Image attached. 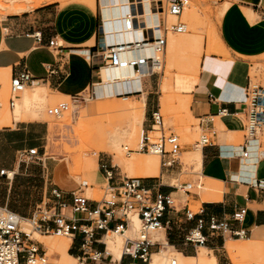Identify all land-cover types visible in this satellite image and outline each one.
Instances as JSON below:
<instances>
[{"label": "crops", "instance_id": "0c3cea01", "mask_svg": "<svg viewBox=\"0 0 264 264\" xmlns=\"http://www.w3.org/2000/svg\"><path fill=\"white\" fill-rule=\"evenodd\" d=\"M225 3L228 5H225L224 12L215 18L214 27L221 43L217 49L219 52L225 51L224 54H226L208 53L207 49V54L203 55L201 60L199 58L198 71L194 78H190V74H187L179 84L177 75L175 77L176 86L183 92L189 93L194 88L191 92L190 106H188V99L185 100L191 116L200 120V128L217 130V132L213 131V138L208 145L201 146V149L194 152L200 160L199 164L196 163L197 172L201 175L199 182L194 184L192 190L185 192L181 190V192L193 197H195L194 194H198L199 199L195 202L198 205L201 204L200 208L203 209L206 219L209 216H215L220 220H227L232 223L234 229L247 230L249 235L247 240L264 241V190L256 187L258 180H264V153L258 152V148H253L250 142L237 143L245 125L243 108L245 87L250 80L248 69L252 62H260L264 57V0H217L214 6L219 8L222 5L223 7ZM100 26L98 4L96 3L94 10L92 2L84 0L79 5L76 2H69L61 6L59 2H53L20 14H0V68L9 67V78L20 70L26 69L33 78V83L28 88L37 84L34 86H44L64 97L76 96L95 81V69L89 55L92 54L93 47L97 43ZM137 28L139 26H136ZM38 35L40 40L37 38ZM50 39L57 42L58 49L53 50L48 46ZM52 68L57 73L50 74ZM145 79L139 80L138 89L133 88L129 78L113 82V84L120 87L121 94H125L123 97L130 98L126 94L139 93V101L143 103V116L145 107L146 116H150L155 109L152 101H147L146 106L144 88L149 82H144ZM159 86L162 94L158 101L159 106L162 107L163 98L166 94L170 95L169 87L172 89V85L170 81L165 87V81L162 79ZM148 125L145 123V126ZM47 130L43 122L36 119H12L9 124H0V154L5 155L2 156L4 159L0 170L4 169L8 174L10 173V179L17 174L33 175L36 178H29V180L34 184L40 182L42 189L46 190L49 168L44 159L40 157L41 160L33 161L38 167L20 169L17 155L20 150L32 147L42 149ZM130 130L131 128L127 130L126 137ZM260 147L261 143H259V149ZM245 150L248 152L246 157L243 156ZM55 168L54 178L57 177ZM30 172L36 174H30ZM149 176L151 175H142V177ZM83 183L87 184V188L93 185L90 180ZM28 185L29 182L25 188H29ZM170 185L173 184L170 183ZM56 186L66 192H82V190H71L73 188L69 180L67 182L65 179L57 182ZM49 189L50 187L47 196ZM161 189L163 192H172V195H176L174 196L177 198L174 201L175 206L181 204L183 210L189 208L187 203L183 204L181 195L177 194L180 191ZM67 198L68 201L71 200L70 196ZM239 207H246L243 221L232 222L231 216ZM14 212L21 215L17 211ZM163 219H171L173 224L171 230L166 232L162 239L166 242V246L171 247L183 259H195L201 248L214 252L221 247L222 242L225 247L226 243L231 241H226L225 237L219 235H210L207 228H204L202 232L207 236V241L204 245L195 247L196 253L193 255L187 247H194L185 242L184 236L190 228L195 226V220L185 218L187 227L181 229L178 223L181 219H178L176 214L167 212ZM137 223L139 224L138 218L134 216L133 225ZM174 231L177 233V238L173 234ZM108 235H104L105 242ZM39 236L50 237L41 234ZM79 237L80 235L76 233L73 239L67 238L69 244L66 252L74 262H77L76 257L81 255L79 246L75 249V243L79 244ZM37 241L43 245L36 244L39 248L41 246L40 249H46L49 260H61L62 255L56 251L57 248L51 250V240ZM93 247L101 249L98 244H94ZM107 250L113 255V260L120 259L121 255L117 258L109 250L108 244ZM157 253H159L157 250L154 251V254ZM214 254L217 257V263L222 264L219 255ZM183 259L182 262L185 261Z\"/></svg>", "mask_w": 264, "mask_h": 264}, {"label": "rangeland", "instance_id": "374dc122", "mask_svg": "<svg viewBox=\"0 0 264 264\" xmlns=\"http://www.w3.org/2000/svg\"><path fill=\"white\" fill-rule=\"evenodd\" d=\"M2 4L0 7H6L12 5L11 0H0ZM31 0L26 1V5H29ZM83 0H52L53 2H59L61 6L69 3L76 2L78 5ZM86 2H92L94 10L96 9V3L98 0H84ZM217 0H189V6L185 8L192 12L191 19L187 17L183 18V11L180 20L185 25V30L188 37H199L201 41V55L207 54V49L212 47L213 54L222 53L218 51L220 46V40L218 39L216 29L214 27V20L218 18L226 9L225 3L222 7H215ZM9 2V3H8ZM5 3V4H4ZM163 3L160 0H150V7L152 11L158 13V20H161L165 26H170L176 19L166 13L163 8ZM143 5V1H142ZM156 6V9L154 8ZM1 14V13H0ZM140 22L143 21V17H139ZM183 33H176L168 31L165 36L167 40V46L164 53L161 55L162 68L157 70L158 73L147 77L144 82H149L144 91H146V106L147 101H152L154 109H159L160 114L163 118V131L165 134L170 132L178 136L179 147V159L172 168H165L161 166V158L159 155L151 154L148 152H133L127 155L124 151V147L135 149L141 135V129H149L146 124L150 122V116H146L147 109L145 107V115L143 111L136 112H123V106L128 103L122 100L123 95L120 92V87L113 83H97L99 80H95L97 83L92 86L93 94H91V85L80 95L73 97H64L52 92V90L44 86H33L24 90L20 97L15 100L14 109H10L7 104L9 98V67L0 68V103L3 105L0 109V116L11 114L12 119H36L41 120L43 124L48 128L47 135L43 143L42 149H39V157L44 159L47 167L49 168L47 175V189H42V184L33 183L29 178H36L33 175H15L13 179L7 178L5 175H0V207L7 206L9 209L19 212L22 216H30L37 204L41 202H47L48 188L56 185L57 182H61L62 179L69 180L71 184V190H82L80 193L88 198L99 200L107 192L108 182L105 174L100 169L99 165L101 160L111 162L115 165L113 171V180L120 181L125 178H136L144 185H156L160 184V188H168L173 190L170 183L173 185H179L178 183L184 181H190L195 183L199 182L201 177L198 171V165L196 161L191 159V155L197 150L201 149V145L198 143L201 136L207 134L210 140L213 138V130H202L200 128V120L195 119L191 116L188 106L192 101V89L191 92L185 93L182 89H179L175 84V77L180 72L181 62L185 60L181 49H174L170 51L168 49V41L170 38L178 40ZM101 37L99 33L98 38ZM61 43V41H60ZM193 51V50H192ZM96 52V46L93 47L92 53ZM182 52V53H181ZM195 52L189 51L186 54L188 57H194ZM223 54V53H222ZM173 55V65L170 64V56ZM260 62H252L251 69H248V76L251 84H258L264 86V57L261 58ZM179 64V65H178ZM180 66V67H178ZM179 71V72H178ZM164 79L165 87L171 81L172 89L169 87L170 95L166 94L163 98L162 107L159 106V97L162 92L160 89V83ZM151 91V92H150ZM150 92V93H149ZM28 96L32 101L28 108H20L19 112L15 111L16 106L21 102L23 96ZM139 93L126 94L130 96L132 101H139ZM120 95V96H118ZM188 99V106L185 99ZM59 102H67L68 109L58 118L50 117L46 114L45 109L48 106H53ZM15 111V112H14ZM131 124L136 129L135 135L132 139L126 137V132L131 128ZM157 132H151V136L157 135ZM245 131H241L239 140L237 143L243 142V136ZM255 138H259L261 143L260 152L264 153V130L256 134ZM251 139V138H250ZM197 147V148H196ZM5 155L0 154V166ZM150 157H157L159 159V169L155 174L149 177H142L140 163H145ZM137 159V164H131L134 159ZM36 161V160H33ZM29 162L28 164L20 163V169L29 167H38L35 162ZM56 166V168H55ZM54 168L57 170V177L54 178ZM30 174H36L30 172ZM56 179V180H55ZM42 181V179H40ZM86 180H90L93 184L92 187H84ZM155 180V182H154ZM57 181V182H56ZM29 182V188H25ZM51 183V185H50ZM35 186V187H34ZM10 187V190L8 188ZM41 187V188H40ZM180 192L177 194L181 195L183 204L187 203L190 210L197 211L201 204H196L195 201L199 199L198 194L186 196L185 193ZM70 190V189H69ZM162 190V189H161ZM173 196H176L175 194ZM177 200V198L175 197ZM176 208L179 212L176 214L178 219L179 228L184 229L187 227L185 221V215L183 205L176 204ZM133 218L131 217V234L135 235L139 229V224L133 225ZM26 229V227H25ZM28 229V228H27ZM129 233V234H130ZM49 235L50 237L39 236V233L34 232L32 237L34 238L35 244H39L43 240H51V250H56L55 245L60 239L66 240L65 236L55 235L53 233H47L43 235ZM106 242L108 245H115L121 250V244L123 238L117 234L108 233ZM173 234L177 238V233L174 231ZM154 235V234H153ZM120 237V238H119ZM249 235L244 238L226 236V241L231 240L233 243L240 248H244L248 243ZM156 238H163V234H158ZM56 243V244H54ZM170 243V242H169ZM222 242L221 247L214 251L220 257V261L227 262L231 261L235 263L227 254L226 249ZM40 245H42L40 243ZM43 246V245H42ZM78 242L75 243V249L78 248ZM182 247V246H180ZM41 248V246H40ZM188 251L192 252L193 255L196 253L195 248L190 246L187 247ZM44 251L46 249L44 248ZM57 251V250H56ZM164 258H162L160 264H170L169 261L176 259L175 252L170 248L162 249ZM47 260L56 264H77V262H67L65 259L56 262ZM55 258L57 256H54ZM155 254L152 257L154 259ZM177 260V259H176ZM128 262V259L124 260ZM178 264H196L195 259L187 261H179ZM142 264V263H139ZM246 264H255L248 261Z\"/></svg>", "mask_w": 264, "mask_h": 264}, {"label": "built area", "instance_id": "2783aa9c", "mask_svg": "<svg viewBox=\"0 0 264 264\" xmlns=\"http://www.w3.org/2000/svg\"><path fill=\"white\" fill-rule=\"evenodd\" d=\"M153 1V0H152ZM163 3L166 13L176 17V21L165 26L159 21L155 28L143 26V34L140 39L115 44H106L103 39L101 26L99 33L101 37L96 43V52L89 55L91 64L95 69V80L100 79L101 67L127 68L139 71L144 68V78L152 76L158 71L155 67L160 66L161 60L156 56H145L144 54L128 57L123 55L125 51H138L150 47L156 55H162L166 47L165 34L170 30L182 32L184 23L180 17L188 5L189 0H160ZM156 9V6L154 7ZM142 10L141 0H134L131 4V16L126 21L127 29L130 26L141 24L138 15ZM162 20V19H161ZM161 31V33H155ZM40 40V36H37ZM48 46L53 50L58 49L59 45L53 39L48 41ZM57 73L53 68L50 74ZM33 83L31 74L26 70H20L10 77L9 98L7 104L13 108L15 100L21 93ZM91 84V94L93 85ZM1 107V104H0ZM68 109L67 102H59L56 105L48 106L45 111L50 117L58 118ZM243 111L245 113V125L243 144H248L250 138L264 129V86L251 84L248 81L245 87V103ZM149 129H144L141 134L138 151L150 152L159 155L161 166L172 168L178 161L180 152L178 136L172 132L165 134L163 131V118L156 109L150 114ZM150 130L157 132L155 136L150 135ZM198 143L203 147L210 143L207 134L200 137ZM126 154L133 150L124 147ZM247 150L243 156H247ZM33 160H41L39 150L36 147L20 150L17 155L18 163L28 164ZM100 169L105 174L108 182L106 194L99 200L86 197L78 191L66 192L56 185L49 189L47 202H41L35 206L30 216L24 217L29 225L40 234L53 233L59 236L70 237L73 239L78 233L80 256H77V264H132L147 263L152 253L165 244L154 237L153 233L159 229L164 230V234L172 228V220H164L167 212L177 214L175 198L172 192L161 191L160 184L144 185L139 179L125 178L114 181L113 171L115 165L111 162L101 160ZM1 175L9 178L7 171L0 170ZM14 176V172H13ZM12 176V177H13ZM12 179V178H11ZM179 185H170L173 190L183 192L194 188V183L184 181ZM258 189L264 190V180L256 182ZM67 196L71 197L68 201ZM91 203V204H90ZM93 203V204H92ZM246 213V207H239L231 216L232 222H242ZM185 218L195 220V226L190 228L184 236L187 243L195 248L204 245L207 236L203 234V229L207 228L210 235H219L223 238L227 235L234 237H245L248 231L242 228L234 229L231 222L220 220L215 216L204 217V211L199 208L192 211L185 208ZM136 216L139 221V229L133 236L131 232V217ZM109 231L121 235L124 239L121 257L113 260V255L107 250V244L103 240L104 235ZM31 238L29 232L23 230L21 225V215L3 206L0 211V264H56L47 260L46 251L40 249ZM94 244H98L101 249H95ZM128 259V262L124 260ZM171 264H176L172 261ZM222 264H233L231 261Z\"/></svg>", "mask_w": 264, "mask_h": 264}, {"label": "bare ground", "instance_id": "6f19581e", "mask_svg": "<svg viewBox=\"0 0 264 264\" xmlns=\"http://www.w3.org/2000/svg\"><path fill=\"white\" fill-rule=\"evenodd\" d=\"M26 1H28V0H13L12 5L7 6V7H6V5H7V3H6L5 7H0V13L5 14V15L20 14V13L38 8V7L45 5V4H51V2H52V0H31L30 2H32V3H30L29 5H26L25 4ZM142 1H143L142 10L140 12H138L139 13L138 18L143 17V21L141 22L140 25H138L139 28L136 29V26L131 25L130 29H127L126 21L130 19L131 4L134 3V0H98V8H99L100 17H101V28H102V32L104 33L103 39H104V42L106 44H115V43H122V42L138 40L141 38V34L143 32L142 31L143 26H145L147 28H152V27L155 28L156 27L155 24L158 22V13H156L155 11L154 12L152 11V9H151L152 6L150 7V0H141V4H142ZM0 4H2V1H0ZM188 4H189V1H188ZM187 6H188V8H190L191 3H190V6L189 5H187ZM186 14H187V10H185V12L183 13V18L187 17L188 19H191L192 12L188 11V16H186ZM173 19H176V17H173ZM159 21H161V20H159ZM155 31H156L155 33L157 34L158 31L156 29H155ZM184 31H185V33L178 40L170 38L168 41V49L170 51H172L176 48L181 49V51L183 52L184 58H185V60H183L184 62H181V64H182L181 69H179L180 72L178 71L179 73L177 74V77H176L177 80L179 81V84L185 79L187 74H190V76H189L190 78L195 77V75L197 74V71H198L199 56L201 55L200 38L199 37H188L186 30H185V25H184V30L182 32H176V33H183ZM166 46H167V40H166ZM165 49H166V47H165ZM190 50H191V52H195L194 53L195 55L192 58H190L186 55L189 53ZM212 51H214V49L212 47H210L208 49V53H212ZM224 52L225 51H222L223 55L226 54V53L224 54ZM139 54H144L145 56H156L159 58L161 57V55L158 56V55L154 54L150 47L149 48L146 47L144 50H138V51L130 50V51H125L123 53V55H126L128 57H133L134 55H139ZM169 59H170V64L173 65L172 62H173V60H175L174 56L171 55ZM160 60H161V58H160ZM178 67H180V66H178ZM161 68H162V60H161L160 66L155 67V70L157 71V70H160ZM100 72H101V74H100V79L98 82L113 83V82H117L119 80H124L126 78H129L133 83V88L138 89L139 88V80H141L142 74L145 73V70H144V68H141L139 71L136 72L135 70L127 69V68H115V67H104L103 66V67H101ZM34 85H37V84H34ZM93 85H94V83H93ZM26 89H28V88H26ZM24 94L25 93H23V96H24ZM80 94H78V95H80ZM118 96H120V95H118ZM122 100L124 102L128 103V105L123 106L124 108H122V111L124 113L125 112H136L138 110L143 111V103L142 102L132 101L128 97H123ZM31 102L32 101L30 100V98L28 96H24L22 98L21 102H19V104L16 106L15 111L19 112L20 108H22V109L28 108L30 106ZM2 106L3 105L1 104L0 109L2 108ZM14 107H15V103H14L13 108H10V109L13 110ZM63 113L61 114V116L63 115ZM11 121H12L11 114L0 116V124H9V123H11ZM131 125H132L131 130L127 134V138H129V139H132L135 135V132H136V129L133 126V124H131ZM263 130L264 129H262L258 133L262 132ZM141 131L143 132L144 129H141ZM142 132H141V134H142ZM151 132H155V131L150 130V133ZM140 137H141V135H140ZM139 141H140V138H139ZM249 141H250V144L253 146V148H258V152H260V149H259L260 140H259V138L253 137V138L249 139ZM138 145H139V142L137 143V147L135 149L131 148V150H133V151L127 155H130L133 152H143V151H138ZM125 147H127V146H125ZM148 153H150V152H148ZM151 154H153V153H151ZM191 156H192L191 159L196 161V163L199 164L200 160H199L197 153H193ZM133 163L137 164L136 158L134 159V161L131 162V164H133ZM140 165L142 166L141 174L143 176L152 175V174H155L159 169V159L157 157H150L146 160L145 163H140ZM9 175H10V173L8 174V176ZM82 185L85 188L87 187V184H82ZM0 211H1V208H0ZM21 225H22V228L24 231H26V229L28 228L27 229L28 231H26V232H29L31 238L34 239L32 237V235L34 232H37V231L34 230L29 225L28 221L25 220V218L22 216H21ZM25 227H26V229H25ZM37 233H39V232H37ZM108 233L117 234V233H114L112 231H109ZM161 233L163 234V237H164L163 229H159V230L155 231L153 234H154V237L156 238V236L158 234H161ZM107 234H105V236ZM41 235H43V234H41ZM48 235H51V234H48ZM117 235L121 236L119 234H117ZM130 236H133V235L131 234ZM66 238H70V237H66ZM240 238H244V237H240ZM157 239L161 240L165 244L164 248H166V245H167L166 242H164L162 238H157ZM122 241H123L122 242V246H123L124 239ZM54 244H56V243H54ZM68 244H69V239H66V240L60 239L59 242L55 245V247L57 248V251L62 255V259H65L67 262L72 263V262H74L73 259L66 252ZM199 246H202V245H199ZM108 247H109V250L112 251L113 254L117 258L120 257L121 252H122V248H121V252H120L119 248L115 245H108ZM164 248H160L159 250H157L159 253L155 254V257L152 260V256L154 254V252H153L150 260L145 264H149V263L150 264H160L162 258H164V254H163L161 249H164ZM167 248L172 249L169 246H167ZM225 249H226L228 256L235 263L246 264L248 261H250V262H253L255 264H264V241H262V240H256V241L248 240V243L246 244V246L244 248L237 247L233 243V241H228L225 245ZM174 252L176 255V259L182 262L183 257L180 254H178L176 251H174ZM176 259H172L171 261H169V263L171 264L172 261H175V263L178 264ZM183 260H185V261L192 260V258H185ZM55 261L60 262L59 259L55 260ZM195 261H196V264H218L217 263V257L215 256L214 252L212 250L207 249V248H201L198 256L195 258Z\"/></svg>", "mask_w": 264, "mask_h": 264}]
</instances>
